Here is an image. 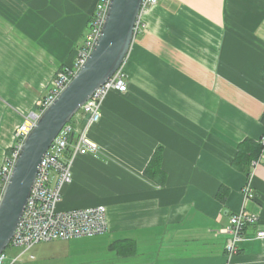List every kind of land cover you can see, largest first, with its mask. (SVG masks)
Masks as SVG:
<instances>
[{
  "label": "crops",
  "instance_id": "crops-1",
  "mask_svg": "<svg viewBox=\"0 0 264 264\" xmlns=\"http://www.w3.org/2000/svg\"><path fill=\"white\" fill-rule=\"evenodd\" d=\"M97 2L0 0V166L22 117L74 64ZM144 23L121 67L126 91L86 129L99 152L75 158L59 209L106 208L100 264H225L230 217L255 212L229 260L264 264V155L248 175L235 163L238 145L264 137V0H157ZM156 153L162 175L148 176Z\"/></svg>",
  "mask_w": 264,
  "mask_h": 264
},
{
  "label": "built area",
  "instance_id": "built-area-1",
  "mask_svg": "<svg viewBox=\"0 0 264 264\" xmlns=\"http://www.w3.org/2000/svg\"><path fill=\"white\" fill-rule=\"evenodd\" d=\"M109 0H99L87 26V34L82 46L78 49L74 64L59 71L50 83L49 92L39 102L38 109L22 117L21 124L14 131L15 146L3 159L0 166V197L18 155V148L28 133L36 126L41 113L48 108L63 89L72 80L77 70L84 64L98 41ZM157 5V0H142L134 25V34L145 28L144 17ZM126 76L121 68L80 108L69 124L59 132L51 147L44 155L31 188L24 212L8 247L22 248L23 252L10 259L6 251L0 255V264H15L25 253L38 244L53 241H71L81 238L104 236L108 232L107 211L104 206L62 211L59 209L61 190L72 181V165L77 156H97L98 146L86 136L88 125L100 121L101 107L112 91H126ZM84 124H83V123ZM83 125L77 128L78 125ZM261 154L251 164L255 167L264 155V137L260 140ZM245 201L254 200L252 189L243 188ZM258 214L242 210L229 219L224 230L226 234L225 264H231L230 258L239 250L246 227L258 224ZM257 239L264 238V231L256 232ZM34 257L29 256L32 260Z\"/></svg>",
  "mask_w": 264,
  "mask_h": 264
},
{
  "label": "water",
  "instance_id": "water-1",
  "mask_svg": "<svg viewBox=\"0 0 264 264\" xmlns=\"http://www.w3.org/2000/svg\"><path fill=\"white\" fill-rule=\"evenodd\" d=\"M141 3L109 0L100 37L88 58L20 144L0 197V255L14 236L44 155L62 128L122 67L135 36Z\"/></svg>",
  "mask_w": 264,
  "mask_h": 264
},
{
  "label": "rangeland",
  "instance_id": "rangeland-1",
  "mask_svg": "<svg viewBox=\"0 0 264 264\" xmlns=\"http://www.w3.org/2000/svg\"><path fill=\"white\" fill-rule=\"evenodd\" d=\"M86 34L87 29L80 44ZM96 240L102 241L101 238L94 237L41 243L23 254L15 264H100L98 261L102 260L106 250L102 242H95ZM5 251L10 259H14L23 252V249L8 247ZM30 255L34 257L32 260L29 259ZM106 260L109 259L104 257L103 261Z\"/></svg>",
  "mask_w": 264,
  "mask_h": 264
},
{
  "label": "trees",
  "instance_id": "trees-1",
  "mask_svg": "<svg viewBox=\"0 0 264 264\" xmlns=\"http://www.w3.org/2000/svg\"><path fill=\"white\" fill-rule=\"evenodd\" d=\"M93 12H94V10H93ZM93 12H92V14H93ZM92 14L90 15V17L87 21V24H86L87 26H88V23L91 19ZM87 26H86V29H87ZM63 68H64V66H61L59 68V70L57 71V73L59 71H61ZM263 74H264V70H263ZM261 121H262V123H264V112H263ZM261 151H262V146L260 145L259 141L256 142L254 140L247 139V140L243 141L240 145H238L237 154L235 157V163L238 165H241V167H242V165H245L246 166L245 170H246V173L248 175L251 164L254 161L258 160V158L261 154ZM158 155L159 154L156 153V155L152 158L151 162L147 166V168L145 170L146 175L151 176V175H155L156 173L157 174L159 173L158 175H160V176L162 175L161 174L162 171L159 167V156ZM122 243L125 244V242H122Z\"/></svg>",
  "mask_w": 264,
  "mask_h": 264
}]
</instances>
